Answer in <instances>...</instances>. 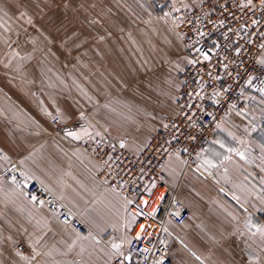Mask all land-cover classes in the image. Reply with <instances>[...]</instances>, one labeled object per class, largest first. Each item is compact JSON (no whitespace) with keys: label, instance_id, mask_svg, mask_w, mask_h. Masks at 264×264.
Segmentation results:
<instances>
[{"label":"crops","instance_id":"0c3cea01","mask_svg":"<svg viewBox=\"0 0 264 264\" xmlns=\"http://www.w3.org/2000/svg\"><path fill=\"white\" fill-rule=\"evenodd\" d=\"M177 1L170 5L198 0ZM125 9L117 3L104 16L101 38L94 39L90 83L86 76L79 86L87 114L104 131L85 114L71 115L76 127L65 135L52 133L45 115L61 118L57 103L42 95L0 96V171L16 160L90 230L76 233L0 176V264H107L112 251L103 238L115 233L121 242L129 239L134 217L125 198L102 185L98 161L74 140L98 133L137 152L175 112L177 73L188 58L170 18V23L160 18L135 21ZM126 19L134 24V33L124 31ZM139 36L143 58L135 46ZM122 47L128 55L125 71L117 56ZM258 61L264 65V47ZM244 99L247 111L230 110L216 121L195 167L184 168L172 154L158 171L165 184L177 185L178 198L189 211L181 224L168 223L170 264H264V97L246 92Z\"/></svg>","mask_w":264,"mask_h":264},{"label":"built area","instance_id":"2783aa9c","mask_svg":"<svg viewBox=\"0 0 264 264\" xmlns=\"http://www.w3.org/2000/svg\"><path fill=\"white\" fill-rule=\"evenodd\" d=\"M166 10L188 58L177 73L175 112L137 152L98 133L74 140L84 154L98 161V179L122 194L134 217L127 241L121 242L115 233L103 238L112 251L107 264H170L168 223L181 224L189 211L178 198L177 185L170 187L158 177L160 167L172 154L180 157L184 168L195 167L216 121L230 110L247 111L246 92L264 97V65L258 61L264 47L262 0H251V4L248 0H199L192 6L169 4ZM48 123L51 132L60 135L76 127L55 113L49 115ZM0 173L31 204L46 206L78 234L90 233L78 213L29 177L16 160ZM261 225L264 246V219Z\"/></svg>","mask_w":264,"mask_h":264},{"label":"rangeland","instance_id":"374dc122","mask_svg":"<svg viewBox=\"0 0 264 264\" xmlns=\"http://www.w3.org/2000/svg\"><path fill=\"white\" fill-rule=\"evenodd\" d=\"M117 3L128 8L135 21L160 18L170 23L166 10L170 0H0V96L5 92L16 97H47L58 104L66 124L73 121L71 115L87 114L79 86L87 82L86 76L90 83L94 39L101 38L102 20ZM123 23L124 31L135 32L130 19ZM139 37L135 46L141 48L143 58L144 39ZM117 56L127 70L126 50ZM88 114V121L104 131ZM45 116L48 120L49 115Z\"/></svg>","mask_w":264,"mask_h":264},{"label":"bare ground","instance_id":"6f19581e","mask_svg":"<svg viewBox=\"0 0 264 264\" xmlns=\"http://www.w3.org/2000/svg\"><path fill=\"white\" fill-rule=\"evenodd\" d=\"M157 192H158V188L155 189V191H154L153 194H152V197H155L156 194H157ZM138 226H139V225H136V226L134 227V230H137V229H138Z\"/></svg>","mask_w":264,"mask_h":264},{"label":"snow or ice","instance_id":"6c2138e0","mask_svg":"<svg viewBox=\"0 0 264 264\" xmlns=\"http://www.w3.org/2000/svg\"><path fill=\"white\" fill-rule=\"evenodd\" d=\"M248 3L251 4V0H248ZM262 3H264V0H262ZM71 135V134H70ZM78 138V137H77ZM114 247H119L118 245H114Z\"/></svg>","mask_w":264,"mask_h":264}]
</instances>
